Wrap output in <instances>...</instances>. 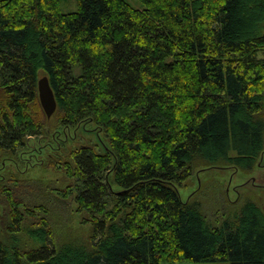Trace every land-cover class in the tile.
Here are the masks:
<instances>
[{
  "label": "trees",
  "instance_id": "16d2710c",
  "mask_svg": "<svg viewBox=\"0 0 264 264\" xmlns=\"http://www.w3.org/2000/svg\"><path fill=\"white\" fill-rule=\"evenodd\" d=\"M139 1L0 0V162L19 167L0 175V264H264L255 199L211 223L204 186L182 198L197 170L249 176L264 154V0ZM72 131L84 145L40 165L64 186L31 180L28 142Z\"/></svg>",
  "mask_w": 264,
  "mask_h": 264
},
{
  "label": "rangeland",
  "instance_id": "374dc122",
  "mask_svg": "<svg viewBox=\"0 0 264 264\" xmlns=\"http://www.w3.org/2000/svg\"><path fill=\"white\" fill-rule=\"evenodd\" d=\"M133 7L137 8H143V5L141 1L139 0H128ZM61 9L64 13L67 12H75L78 10V3L76 0H60ZM80 70H76L75 74L79 75ZM46 77L45 75L41 76L40 79ZM89 127H92V125H89ZM102 134V133H101ZM82 135V134H81ZM78 137L73 138L75 136V132L72 131L71 139L63 145L62 149L60 151L52 150L56 147L54 143H52L51 139L49 140H38L37 143L28 142L29 147H26L27 152L26 154H23L21 158L23 159H29L28 163H26L25 170L30 171V179L31 180H38L39 178H43L46 181L50 180H56L59 183L58 186L63 187L65 182L62 179L63 174L60 175L59 173L53 171H46L44 169L40 168V165L44 164L45 162L50 160V157L52 155H58V156H66L68 152H72L73 149L84 145L85 141L87 140V137ZM40 143V144H39ZM99 143V142H98ZM41 152V154H40ZM31 156H34L37 159H33ZM54 158V157H53ZM25 161L23 162L24 165ZM19 168L18 165L14 167L11 160L8 158H4L2 162H0V175H7L9 171L12 169ZM255 173L250 174L249 176H246L242 174L241 172H235V170L230 168H218L214 167L211 169H203V170H197L194 175L191 177V180L188 183V186L191 187V189H188V192L182 191V198L186 199L188 196L187 194L191 192H197L200 190V188L205 187L204 190H206V198L214 199V203L211 204H204L205 212L207 213L209 220L211 223H214L213 215L216 211V205L220 206V203L225 205H231L233 201H243V199L248 198L249 196L255 199V201L259 204L260 207L264 208V154H262L259 164L254 170ZM45 177V178H44ZM67 184V183H66ZM63 189V188H62ZM212 193H215V195L212 196ZM215 196V197H214ZM217 199V200H216ZM220 201V202H219ZM217 206V207H218ZM223 206V205H222ZM52 211H54L53 219L56 221V223H59V220L63 222V226L66 225L67 228H72L73 230L80 231V229L84 230V233L88 232V228H83L81 225V219L83 217L79 216L75 213V210L77 209L76 204H72L71 207H65L58 206L57 204H54ZM66 210H70L69 212H66ZM69 217L71 218L69 220ZM72 220V221H71ZM82 230V231H83ZM56 237L58 235L61 236L62 232L57 231ZM162 264H169L166 262H163ZM175 264H228L225 262H207V263H192L188 261H183L180 263Z\"/></svg>",
  "mask_w": 264,
  "mask_h": 264
},
{
  "label": "water",
  "instance_id": "95a60500",
  "mask_svg": "<svg viewBox=\"0 0 264 264\" xmlns=\"http://www.w3.org/2000/svg\"><path fill=\"white\" fill-rule=\"evenodd\" d=\"M39 99L47 117H52L57 111V101L54 96L52 87H50L48 76L42 78L38 82Z\"/></svg>",
  "mask_w": 264,
  "mask_h": 264
}]
</instances>
